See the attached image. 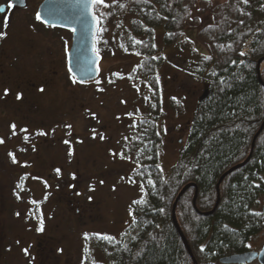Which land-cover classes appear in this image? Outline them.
Masks as SVG:
<instances>
[{"label": "rangeland", "instance_id": "obj_1", "mask_svg": "<svg viewBox=\"0 0 264 264\" xmlns=\"http://www.w3.org/2000/svg\"><path fill=\"white\" fill-rule=\"evenodd\" d=\"M104 1L105 6L115 0ZM30 11L15 12L19 50L33 55L40 49L45 65L34 69L23 60L20 69L5 67V74H0V83L10 82L13 88L9 94L0 88V264H87L104 258L102 248L87 243L89 235L119 238L133 219L132 201L145 194L141 181L132 176L136 163L130 144L138 119L149 110L151 94L142 78L131 77L140 57L119 47L123 18L114 14L99 23V74L78 82L66 61L71 30L55 28L53 36L34 33L22 24ZM199 17L200 22L185 28L191 46L161 48L158 122L164 170L177 160L207 88V81L197 74L192 49L205 51L196 32L212 14ZM247 49L246 43L242 52ZM17 87L25 97L15 96ZM21 125L28 134L39 127L38 135L25 138ZM45 130L49 137L40 138ZM263 244L264 228L250 238L248 247L259 250ZM244 264L261 263L255 259Z\"/></svg>", "mask_w": 264, "mask_h": 264}, {"label": "trees", "instance_id": "obj_2", "mask_svg": "<svg viewBox=\"0 0 264 264\" xmlns=\"http://www.w3.org/2000/svg\"><path fill=\"white\" fill-rule=\"evenodd\" d=\"M203 12L212 14V20L196 32L205 51H192L197 57V74L207 81V88L197 102L177 160L164 170L160 164L163 133L158 122L161 48L178 43L191 46L185 28L200 22ZM114 14L124 19L119 47L140 57L131 77L142 78L151 94L149 110L138 119L130 144L136 163L132 176L145 190L133 201L147 203L132 201L135 214L119 238L89 235L87 243L102 248L104 258L87 264H194L173 223L172 205L182 186L192 181L198 189L196 207L210 210L220 175L249 154L253 135L264 120V85L257 73V61L264 56V0H115L103 7L102 21ZM99 35L98 26L96 51ZM246 43L248 49L242 52ZM205 56L211 59L205 60ZM260 71L264 81V59ZM261 177L264 126L250 158L220 182V201L213 212L196 210L193 186L180 196L176 216L196 264H217L223 256L247 250L250 238L264 228V212L258 209L264 203ZM149 179L155 184H149Z\"/></svg>", "mask_w": 264, "mask_h": 264}, {"label": "water", "instance_id": "obj_3", "mask_svg": "<svg viewBox=\"0 0 264 264\" xmlns=\"http://www.w3.org/2000/svg\"><path fill=\"white\" fill-rule=\"evenodd\" d=\"M14 1L20 5L24 4V0ZM38 13L40 14V19L43 22L46 21L45 23L47 24L71 30V44L66 54V61L67 68L69 72L75 77V79L79 82L95 79L99 74L98 62L100 55L95 49V36L99 23L93 19V15H95L96 18L97 16L94 10V4H91V0H42L38 7ZM73 28L76 29L75 32L72 31ZM263 59L264 56L260 57L257 61L258 78L262 85H264V81L261 77L260 63ZM263 126L264 120L261 122L258 130L253 135L251 149L253 148L256 137L262 130ZM250 156L251 152L243 161L230 166L220 175L216 183L217 198L213 208L210 210L201 211L196 207L195 199L198 189L195 182H187L179 190L172 205L171 216L173 223L176 226L179 235L186 245L187 251L194 262L195 258L193 252L191 247L188 245L187 238L176 216V205L180 196L183 194V192H185V190L193 186L195 188L194 206L196 210L203 214L213 212L220 201V182L232 170L243 165L250 158ZM262 210L264 212V203L262 205ZM254 259H258L261 264H264V244L259 250H246L243 252L232 253L221 257L220 261L224 263L244 264L251 262Z\"/></svg>", "mask_w": 264, "mask_h": 264}, {"label": "flooded vegetation", "instance_id": "obj_4", "mask_svg": "<svg viewBox=\"0 0 264 264\" xmlns=\"http://www.w3.org/2000/svg\"><path fill=\"white\" fill-rule=\"evenodd\" d=\"M42 2V0H24V4L20 5L15 3L14 0H0V5L5 6V10L3 12H0V32L6 33L4 36H0V74L4 75L6 72V68H15V70L20 69L23 65V60H25L27 63H29L34 69H40L43 68L45 65V58L44 53L41 52L40 49H37L35 53L32 55L31 51L27 55H23L22 52L19 50V45L17 39L19 38L18 34V28L20 27V22H16V13L20 9H32L30 13H28L29 18L25 20L22 24L23 27H27L30 31L34 33H45L52 34L55 32V28L57 26L47 24L43 22L41 19L36 18V14L38 13V7L39 4ZM104 3H106L104 1ZM103 4H94V10L96 13V16L98 18L99 22H102L103 18ZM11 4L12 7H8V5ZM99 26V25H98ZM5 41V44H3ZM7 41V42H6ZM8 44V45H6ZM6 67V68H5ZM1 78V77H0ZM31 86H36L33 84H30ZM20 86V85H19ZM30 87V86H29ZM0 88L6 92L7 94L11 93L13 88L10 82L3 81V83H0ZM26 91L31 90L24 87ZM23 89L21 90V87L16 88L15 96L22 97L23 95ZM25 97V96H24ZM13 126V125H12ZM18 129H21V132L23 131V125L19 126ZM33 129H37L36 131L30 132L29 134L24 131L22 132L24 134L25 138H31L33 136H37L39 127H34ZM43 136L40 138H48L49 132L48 130H45L42 133ZM0 138H1V132H0ZM29 143L26 142V144ZM21 147V146H20ZM26 148V147H25Z\"/></svg>", "mask_w": 264, "mask_h": 264}, {"label": "snow or ice", "instance_id": "obj_5", "mask_svg": "<svg viewBox=\"0 0 264 264\" xmlns=\"http://www.w3.org/2000/svg\"><path fill=\"white\" fill-rule=\"evenodd\" d=\"M248 2H249V0H244V3H248ZM103 3H104V0H91V4H103ZM8 7H12V5L9 4ZM4 10H5V6H4V5H0V12H3ZM36 18H37V19H40V18H41L39 13L36 14ZM93 19L96 20L97 23H99V21H98V19L95 17V15H93ZM45 22H46V21H45ZM100 30L102 31L103 29H100ZM72 31L75 32L76 29L73 28ZM4 35H6V33H4V32H0V36H4ZM169 35H172V34L169 33ZM136 43H141V41H136ZM241 55H245V53H241ZM204 59H205V60H209V59H211V57H209V56H205ZM233 63H235V61H233ZM225 83H226L225 81L221 80V84H222V85H225ZM227 86H230V85H227ZM41 91H43V89H41ZM5 94H7V90H6V93H5ZM18 98H19V97H18ZM173 99L175 100L176 98L173 97ZM177 103H179V101H177ZM12 127L15 128V125H13ZM67 127L70 128L71 125H67ZM25 131H26V130H25ZM101 138H103V137H101ZM0 143H3V140H2V139H0ZM65 143H68V141H65ZM10 155L13 156V160H14V162H15V156H14V154H10ZM56 171L59 172L60 169H56ZM261 179H264V177H261ZM131 182H132V183H135V181H131ZM101 183H103V181H101ZM148 183L154 185V184H155V181H153L152 179H149V180H148ZM257 187H259V185H257ZM142 190H143V189H142ZM90 199H91V197H90ZM34 203H35V202H34ZM133 203L141 204V203H147V201L141 199V200L133 201ZM160 211H163V209H161ZM130 214L133 215V216H134V214H135V210H134V209H131V207H130ZM256 215H260V213H256ZM39 230H40V231H43V225H42V224H41V227L39 228ZM96 235H97L98 237L102 238V239H105V240H114V239H115L114 237H110V236H106V235H105V236H101V234H96ZM87 237H88V234L85 233V238H87ZM249 246H250V245H249ZM27 251H28L27 249H24V252H25L26 254H27ZM201 251H203V246L201 247Z\"/></svg>", "mask_w": 264, "mask_h": 264}, {"label": "bare ground", "instance_id": "obj_6", "mask_svg": "<svg viewBox=\"0 0 264 264\" xmlns=\"http://www.w3.org/2000/svg\"><path fill=\"white\" fill-rule=\"evenodd\" d=\"M245 48V47H244ZM261 125V124H260ZM254 145H255V143H254ZM254 145H253V148H254ZM253 148L251 149V145H250V151H249V153L251 152V154H252V151H253ZM249 155V154H248ZM247 155V156H248ZM247 250H253V249H247ZM246 251V250H245ZM229 255V254H228ZM192 258V257H191ZM195 258V257H194ZM193 260V259H192ZM255 260V259H254ZM258 260V259H257ZM193 262H194V260H193ZM221 262V261H220ZM194 264H196V259H195V262H194Z\"/></svg>", "mask_w": 264, "mask_h": 264}]
</instances>
